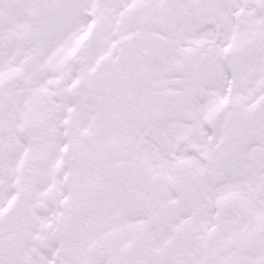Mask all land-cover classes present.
<instances>
[{
	"label": "snow or ice",
	"instance_id": "1",
	"mask_svg": "<svg viewBox=\"0 0 264 264\" xmlns=\"http://www.w3.org/2000/svg\"><path fill=\"white\" fill-rule=\"evenodd\" d=\"M0 264H264V0H0Z\"/></svg>",
	"mask_w": 264,
	"mask_h": 264
}]
</instances>
